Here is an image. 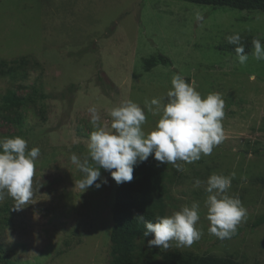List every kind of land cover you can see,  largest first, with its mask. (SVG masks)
Returning a JSON list of instances; mask_svg holds the SVG:
<instances>
[{"label":"rangeland","instance_id":"obj_1","mask_svg":"<svg viewBox=\"0 0 264 264\" xmlns=\"http://www.w3.org/2000/svg\"><path fill=\"white\" fill-rule=\"evenodd\" d=\"M158 54L171 65L145 72ZM0 63V97L23 100L20 127L0 108V264H108L119 173L161 151L167 230L140 248L264 264L263 13L0 0Z\"/></svg>","mask_w":264,"mask_h":264},{"label":"trees","instance_id":"obj_2","mask_svg":"<svg viewBox=\"0 0 264 264\" xmlns=\"http://www.w3.org/2000/svg\"><path fill=\"white\" fill-rule=\"evenodd\" d=\"M213 8L225 7L238 11H258L264 14V0H175ZM233 51H235L232 48ZM143 70L162 65L170 66L171 61L158 54L142 60ZM5 66V63H0ZM11 71V69H10ZM23 105L21 97L12 90L0 97L1 116L5 124L16 127L22 125L20 116H10L11 112ZM3 152L19 153V147L8 138L3 143ZM178 158L169 151H161L151 157H143L137 165L124 166L118 177L111 208L112 226L109 236L110 251L108 264H241L232 258L197 256L177 250L158 252L142 250L139 243L150 241L167 230V200L170 186L177 177ZM113 164L107 173H112ZM2 221H5L2 218ZM264 225V214L253 221L251 227ZM235 237L228 231L223 238ZM1 251V249H0ZM5 261L4 264H10Z\"/></svg>","mask_w":264,"mask_h":264}]
</instances>
